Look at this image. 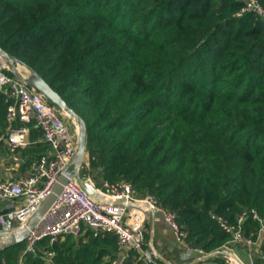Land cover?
Listing matches in <instances>:
<instances>
[{
	"label": "trees",
	"instance_id": "16d2710c",
	"mask_svg": "<svg viewBox=\"0 0 264 264\" xmlns=\"http://www.w3.org/2000/svg\"><path fill=\"white\" fill-rule=\"evenodd\" d=\"M242 7L240 0H0V45L84 120L95 185L125 179L140 195L154 193L176 212L187 241L207 251L229 238L211 210L232 220L249 207L264 215V20L238 16ZM7 108L0 92V133ZM101 236L117 245L113 232L68 235L53 245L56 260L102 264ZM24 244L0 249L18 250L0 264L21 256L22 264H44Z\"/></svg>",
	"mask_w": 264,
	"mask_h": 264
},
{
	"label": "built area",
	"instance_id": "2783aa9c",
	"mask_svg": "<svg viewBox=\"0 0 264 264\" xmlns=\"http://www.w3.org/2000/svg\"><path fill=\"white\" fill-rule=\"evenodd\" d=\"M240 1L243 7L238 16L251 12L264 20L261 0ZM20 67H27L28 72ZM31 74L32 69L24 62L0 54V92L8 102V125L0 133V142L5 141L12 157L19 160L18 150L30 143L31 124H34L40 127L50 145L25 173L0 179V201H16L11 207L0 209V229L4 230H16L28 223L61 173L74 172L78 154L79 135L68 113L56 108V103L31 84ZM87 179L95 185L91 178ZM95 188V193H91L76 176L71 177L58 199L31 230L23 252L40 255L44 264H63L56 260L55 243L68 235L87 240L89 232L95 236L113 232L117 236L118 254L112 264H124L130 257L159 264L163 256L148 234V220L151 213L160 212L183 247L180 261L166 264H192L207 253H222L228 264H257V259L264 264L261 249L264 215L257 207L243 209L233 220L211 210V218L229 238L218 251H207L187 241V231L178 222L176 212L163 205L154 193L140 195L133 183L125 179L106 181L104 188L96 185ZM250 222H256L257 228H249ZM44 239H48L47 245L40 244ZM238 247L246 249L247 256ZM212 255L194 263H205ZM18 264H22V256Z\"/></svg>",
	"mask_w": 264,
	"mask_h": 264
},
{
	"label": "water",
	"instance_id": "95a60500",
	"mask_svg": "<svg viewBox=\"0 0 264 264\" xmlns=\"http://www.w3.org/2000/svg\"><path fill=\"white\" fill-rule=\"evenodd\" d=\"M0 54L12 59L10 53L0 45ZM30 82L38 90L44 93L51 101L56 103L62 110L69 113L71 116L79 119L81 121L80 135H79V148L77 159L74 167V172L67 170L59 176L58 181L55 183L49 194L45 197L39 207L36 209L34 214L28 223L16 230H4L0 229V249L7 248L12 245L22 243L30 235L31 230L42 220L46 212L51 208L54 202L58 199L62 191L64 190L65 184L71 179V177L76 176L82 185L87 188L91 193H95V185L87 179V177H82L79 173L81 163L83 162L84 154L87 148V128L86 123L77 113V111L67 102V100L60 94V92L53 87L38 71L32 69V74L30 77ZM212 253H207L197 258V260L208 258ZM168 263L169 261L166 260Z\"/></svg>",
	"mask_w": 264,
	"mask_h": 264
},
{
	"label": "crops",
	"instance_id": "0c3cea01",
	"mask_svg": "<svg viewBox=\"0 0 264 264\" xmlns=\"http://www.w3.org/2000/svg\"><path fill=\"white\" fill-rule=\"evenodd\" d=\"M24 72H28L27 67H20ZM35 127L32 125L31 128ZM32 130V129H31ZM33 130V134L30 135V145L18 150L19 160L12 157L8 145L5 141L0 142V179H6L11 177H18L25 173L31 166L32 161L39 157L49 149L48 143L44 141L42 134H36ZM40 142L43 145H40ZM16 204L15 200L0 201V209L11 207ZM148 233L153 238L155 245L163 256L162 261H180V253L183 249L182 245L178 242V238L174 230L165 221L164 216L160 212H153L148 220ZM222 253H216L212 255L209 261L205 263L192 264H214L215 256ZM214 262V263H213ZM219 264V262H216ZM257 264H262L261 259H257Z\"/></svg>",
	"mask_w": 264,
	"mask_h": 264
},
{
	"label": "rangeland",
	"instance_id": "374dc122",
	"mask_svg": "<svg viewBox=\"0 0 264 264\" xmlns=\"http://www.w3.org/2000/svg\"><path fill=\"white\" fill-rule=\"evenodd\" d=\"M55 106L58 109L60 108L57 104H55ZM68 115H69L68 117H70L69 120L72 124V127L77 131L78 135H80L81 121L79 119L71 116L70 114H68ZM91 161H92L91 153L87 147L86 152L84 154L83 162L81 163V166L79 169V173L82 177H89V178H92L91 180L95 181L94 177H95V175H97V170L93 169V167L91 166ZM103 236H101L102 239H99L98 241H96L95 245H96V247H100V246L108 247V252L104 253L101 257V263L102 264H112L113 259H115L117 254H118L117 245H116V243L111 242L110 239H104ZM87 239H88V237H87ZM91 239L92 238H90L88 240V242H89L88 244L95 243ZM24 246H25V244H24ZM24 246H22V247L24 248ZM20 249H22V248H19V250ZM219 249H220V247L217 249V251ZM261 249H262V245H261ZM238 250L243 255L247 256L246 249L238 247ZM17 251L18 250H14V251L10 250V251H7L3 254H0V256H1L0 259L7 260L8 255H10V257H13ZM215 261L219 262V264H222L224 261L227 262L226 258L222 254L220 256L215 257Z\"/></svg>",
	"mask_w": 264,
	"mask_h": 264
},
{
	"label": "bare ground",
	"instance_id": "6f19581e",
	"mask_svg": "<svg viewBox=\"0 0 264 264\" xmlns=\"http://www.w3.org/2000/svg\"><path fill=\"white\" fill-rule=\"evenodd\" d=\"M69 114V113H68Z\"/></svg>",
	"mask_w": 264,
	"mask_h": 264
}]
</instances>
